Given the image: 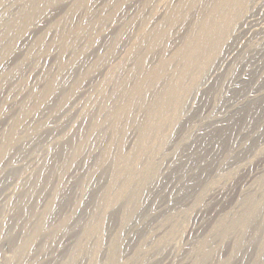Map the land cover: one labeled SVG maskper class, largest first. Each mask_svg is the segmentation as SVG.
Instances as JSON below:
<instances>
[{
    "label": "rangeland",
    "instance_id": "374dc122",
    "mask_svg": "<svg viewBox=\"0 0 264 264\" xmlns=\"http://www.w3.org/2000/svg\"><path fill=\"white\" fill-rule=\"evenodd\" d=\"M8 1L0 0V20H8L0 33L13 22L5 41L0 35L7 41L0 46V264H264V0ZM209 13L227 31L217 39V58L197 51ZM71 140L64 165L68 156L57 146ZM201 146L212 161L197 155L194 174L177 171ZM51 156L60 158V171L15 224L18 197L27 191L21 186ZM96 186L105 198L91 204ZM76 214L80 221L60 231Z\"/></svg>",
    "mask_w": 264,
    "mask_h": 264
},
{
    "label": "bare ground",
    "instance_id": "6f19581e",
    "mask_svg": "<svg viewBox=\"0 0 264 264\" xmlns=\"http://www.w3.org/2000/svg\"><path fill=\"white\" fill-rule=\"evenodd\" d=\"M9 1H10V0H9ZM9 1H8V2H9ZM11 1H12V0H11ZM11 1H10V2H11ZM16 1H17V0H16ZM23 1H26V0H22V2H23ZM27 1H28V0H27ZM41 1H42V0H40V2H41ZM44 1H45V0H44ZM44 1H43V2H44ZM47 1H48V0H47ZM184 1L186 2V0H184ZM184 1H183V2H184ZM187 1H188V0H187ZM215 1H216V0H215ZM220 1H221V0H220ZM224 1H225V0H223L222 3H224ZM45 2H46V1H45ZM159 2H160V1H159ZM217 2H219V1L217 0ZM30 3H31V2H30ZM74 3H75V2H74ZM149 3H150V2H149ZM163 3H164V2H163ZM190 3H191V2H190ZM0 4H1V3H0ZM185 4H186V3H185ZM185 4H184V5H185ZM188 4H189V3H188ZM213 4H214V3H213ZM218 4H219V3H218ZM220 4H221V3H220ZM16 5H17V4H16ZM38 5H39V4H38ZM51 5H52V4H51ZM55 5H56V4H55ZM146 5H147V4H146ZM21 6H22V5H21ZM28 6H29V5H28ZM107 6H108V5H107ZM148 6H149V5H148ZM152 6H153V5H152ZM161 6H163V5H161ZM180 6H181V5H180ZM1 7H2V6H1ZM35 7H36V6H35ZM58 7H59V6H58ZM23 8H24V7H23ZM168 8H169V7H168ZM19 9H20V8H19ZM24 9H25V8H24ZM70 9H71V8H70ZM170 9H171V7H170ZM211 9H212V8H211ZM28 10H29V9H28ZM30 10H32V8H31ZM37 10H38V8H37ZM104 10H105V9H104ZM150 10H151V9H150ZM153 10H154V9H153ZM176 10H177V9H176ZM179 10H180V9H179ZM111 11H112V10H111ZM155 11H156V10H155ZM209 11H210V9H209ZM209 11H208V12H209ZM11 12H12V11H11ZM109 12H110V11H109ZM141 12H142V11H141ZM173 12H174V11H173ZM177 12H178V11H177ZM7 13H8V12H7ZM106 13H107V12H106ZM210 13H211V12H210ZM210 13H209V14H210ZM213 13H214V10H213ZM171 14H172V13H171ZM179 14H180V13H179ZM209 14H208V15H209ZM166 15H167V14H166ZM212 15H213V16H211V14H210L211 17H209L208 19L205 20V21H206V24H207L208 27H209V29H208L209 31L207 30L208 33H206V34H208V35H207V38L205 37L206 39H205L204 37H201L202 39L200 38L202 41H203V38H204L205 41H203L201 45H198V44H197V45L199 46V49H197V51L202 52V54H203V52H204V54H205V53L207 54L208 52H210L209 54H207V56L210 55L211 52H214V53L212 54V56H208V57H215V58H217V55H218V54H217V53H218L217 51L219 50L218 47L221 45V44H220L221 42H220V43L217 42V39L219 38L220 33L223 31V28H225L226 26L224 25L225 27H223V25L220 24V22L217 21V20H216L217 22H215V21H214V14H212ZM85 16H86V15H85ZM111 16H112V15H111ZM173 16H174V15H173ZM215 16H217V14H215ZM24 17H25V16H24ZM52 17H53V16H52ZM171 17H172V16H171ZM182 17H183V16H182ZM43 18H44V17H43ZM91 18H92V17H91ZM136 18H137V17H136ZM205 18H206V17H205ZM7 19H8V18H7ZM14 19H16V18H14ZM18 19H19V18H18ZM166 19H167V18H166ZM172 19H173V18H172ZM216 19H217V18H216ZM27 20H28V19H27ZM163 20H164V19H163ZM219 20H220V19H219ZM221 20H222V19H221ZM221 20H220V21H221ZM5 21L8 22V20H5ZM5 21H4V19H3V22L0 20V22H2V23H4ZM10 21H12V20H10ZM10 21H9L10 24L8 23L9 25H7V24L4 25V26H8L9 29L11 28V25L13 24V22H12V24H11ZM202 21L205 22L204 19H203ZM202 21H201V22H202ZM222 21H223V23H224L225 19L222 20ZM222 21H221V23H222ZM226 21H227V20H226ZM6 22H5V23H6ZM14 22H15V20H14ZM61 22H62V21H61ZM121 22H122V21H121ZM147 22H148V21H147ZM172 22H173V21H172ZM227 22H228V21H227ZM19 23H20V22H19ZM94 23L96 24V22H94ZM0 24H1V23H0ZM29 24H30V23H29ZM41 24H42V23H41ZM160 24H161V23H160ZM200 24H202V23H200ZM203 24H204V26H205V23H203ZM228 24L231 25L230 23H228ZM228 24L226 23V25H228ZM142 25H143V24H142ZM229 25H228V26H229ZM2 26H3V25H2ZM2 26H1V27H2ZM98 26H99V25H98ZM202 26H203V25H201L200 27L202 28ZM204 26H203V27H204ZM228 26H227V27H228ZM259 26H260V25H259ZM8 27H7V28H8ZM83 27H84V26H83ZM94 27H95V26H94ZM255 27H256V26H255ZM3 28H4V27H3ZM84 28H85V27H84ZM101 28H102V27H100V30H101ZM197 28H198V30L200 29V28L198 27V25H197ZM228 28H229V27H228ZM228 28H226V29H228ZM5 29H6V28H5ZM9 29H8V30H9ZM11 29H12V28H11ZM25 29H26V28H25ZM123 29H124V28H123ZM154 29H155V28H154ZM203 29H206V28H203ZM203 29H202V30H203ZM260 29H261V28H260ZM8 30H6V32H7ZM88 30H89V29H88ZM100 30H99V31H100ZM253 30H255V29H253ZM9 31H10V30H9ZM15 31H16V30H15ZM43 31H44V30H43ZM107 31L109 32V30H107ZM148 31H149V30H148ZM225 31H226V30H225ZM257 31H258V28H257ZM1 32H2V31H1ZM4 32H5V31H3L2 33L5 34L6 32H5V33H4ZM200 32H201V30H200ZM203 32H205V30H204ZM203 32H202V35H204ZM2 33H0V35H1ZM96 33H97V31H96ZM151 33H152V32H151ZM154 33H155V32H154ZM156 33H157V32H156ZM222 33H223V35H224V37H225V35L227 34V31H226V33H224V31H223ZM222 33H221V36H222ZM3 34H2V36H3ZM8 34H9V33H8ZM55 34H56V33H55ZM83 34H84V33H83ZM88 34H89V36H90V33H88ZM92 34H93V33H92ZM92 34H91V35H92ZM138 35H139V34H138ZM141 35H142V34H141ZM145 35H146V34H145ZM149 35H150V34H149ZM157 35H158V34H157ZM77 36H78V35H77ZM104 36H105V35H104ZM147 36H148V35H147ZM153 36H154V35H153ZM155 36H156V35H155ZM221 36H220V37H221ZM6 37H7V36H6ZM90 37H92V36H90ZM100 37H101V36H100ZM111 37H113V36H111ZM143 37H144V36H143ZM150 37H151V36H150ZM150 37H149V38H150ZM156 37H157V36H156ZM0 38H1V37H0ZM3 38H4V36H3ZM65 38H66V36H65ZM86 38H87V37H86ZM95 38H96V37H95ZM192 38H193V37H192ZM139 39H140V38H139ZM145 39L147 40V38H145ZM151 39H153V38H151ZM154 39H155V38H154ZM195 39H196L195 41H198L197 38H195ZM221 39H223V38H221ZM221 39H220L219 41H221ZM3 40L5 41V38H4ZM94 40H95V39H94ZM142 40H143V39H142ZM155 40H156V39H155ZM186 40H187V39H186ZM190 40H192V39H190ZM4 41H3V42H4ZM42 41H43V40H42ZM143 41H144V40H143ZM0 42H1V41H0ZM6 42H7V41H6ZM6 42H5V43H6ZM8 42H9V41H8ZM58 42H59V41H58ZM63 42H64V41H63ZM92 42H94V41H92ZM147 42H149V44H151V43H150L151 41H147ZM198 42H199V41H198ZM1 43H2V42H1ZM1 43H0V44H1ZM5 43H4V44H5ZM105 43H106V42H105ZM140 43H141V42H140ZM143 43H144V42H143ZM154 43H155V42H154ZM154 43H152L151 46L154 45ZM217 43L220 44V45L218 46ZM224 43H225V41H224ZM4 44H1L0 46H2V45H4ZM7 44H8V43H7ZM174 44H175V43H174ZM186 44H187V42H186ZM186 44H185V45H186ZM188 44H189V39H188ZM190 44H191V46H193L192 41L190 42ZM190 44H189V45H190ZM194 44H196V43H194ZM199 44H200V43H199ZM5 45H6V44H5ZM109 45H110V44H109ZM146 45H147V44H146ZM149 46H150V45H149ZM66 47H67V46H66ZM152 47H153V46H152ZM155 47H156V46H155ZM188 47H189V46H188ZM188 47H187V48H188ZM193 47L195 48V46H193ZM196 47H197V46H196ZM181 48H182V47H181ZM183 48L186 49L185 47H183ZM190 48H192V47H190ZM87 49H88V48H87ZM87 49H86V50H87ZM122 50H123V49H122ZM146 50H147V49H146ZM181 50H182V49H181ZM189 50H190V49H189ZM193 50H196V48L193 49ZM186 51H187V50H186ZM2 52H3V51H2ZM113 52H114V51H113ZM181 52L184 53L185 51L183 50V51H181ZM188 52L190 53L191 51H188ZM193 52H194V51H193ZM193 52H192V53H193ZM199 52H198V53H199ZM216 52H217V53H216ZM32 53H33V52H32ZM192 53H191V54H192ZM198 53H197V55H198ZM215 53H216V54H215ZM105 54H106V53H105ZM174 54H175V53H174ZM177 54H178V52H177ZM181 54H182V53H181ZM185 54H186V53H185ZM200 54H201V53H200ZM202 54H201V56H202ZM206 54H205V55H206ZM214 54H215V55H214ZM67 55H68V54H67ZM103 55H104V54H103ZM132 55H133V54H132ZM136 55H137V54H136ZM178 55H179V54H178ZM178 55H176V56L178 57ZM183 55H184V54H183ZM188 55L190 56V54H188ZM193 55H194V53H193ZM16 56H17V55H16ZM138 56H140V55H138ZM189 56H188V57H189ZM198 56H199V55H198ZM201 56H199V57H201ZM127 57H128V56H127ZM181 57H183V56H181ZM188 57H187V58H188ZM190 57H191V56H190ZM193 57H195V56H193ZM196 57H197V56H196ZM196 57H195V58H196ZM202 57H203V56H202ZM204 57H205V56H204ZM208 57H207V58H208ZM135 58H136V57H135ZM171 58H172V56H171ZM215 58H214V59H215ZM11 59H12V58H11ZM87 59H88V58H87ZM193 59H194V58H193ZM197 59H199V58H197ZM200 59H201V58H200ZM202 59H203V58H202ZM209 59H210V58H209ZM211 59H212V58H211ZM12 60H13V59H12ZM14 60H15V58H14ZM52 60H53V59H52ZM105 60H106V59H105ZM163 60H165V59H163ZM169 60H170V58H169ZM179 60H180V59H179ZM189 60H190V59H189ZM191 60H192V58H191ZM207 60H208V59H207ZM136 61H137V60H136ZM182 61H183V60H182ZM187 61H188V60H187ZM193 61H194V60H193ZM198 61H199V60H198ZM202 61H203V60H202ZM209 61H210V60H209ZM212 61H213V59H212ZM9 62H10V61H9ZM110 62H111V61H110ZM138 62H139V61H138ZM160 62H161V61H160ZM169 62H170V61H169ZM184 62H185V61H184ZM75 63H76V62H75ZM99 63H100V62H99ZM162 63H163V62H162ZM165 63H166V62H165ZM167 63H168V62H167ZM185 63H187V62H185ZM189 63H190V62H189ZM199 63H200V62H199ZM205 63H206V62H205ZM205 63H204V64H205ZM211 63H212V62H211ZM123 64H124V63H123ZM138 64H139V63H138ZM159 64H160V63H159ZM195 64H196V63H195ZM10 65H11V64H10ZM12 65H13V64H12ZM139 65H140V64H139ZM163 65H164V63H163ZM206 65H207V64H206ZM206 65H205V66H206ZM158 66H159V65H158ZM158 66H157V68L159 69L160 66H159V67H158ZM182 66H183V65H182ZM205 66H203V67H205ZM63 67H64V66H63ZM69 67H71V66H69ZM73 67H74V66H73ZM109 67H110V66H109ZM137 67H138V66H137ZM137 67H136V68H137ZM161 67H163V66L161 65ZM207 67H208V66H207ZM152 68H153V67H152ZM152 68H150V70H149V69H148V70L151 71ZM131 69H132V68H131ZM133 69H134V68H133ZM163 69H164V68H162V70H163ZM202 69H203V68H202ZM206 69H207V68H206ZM74 70H75V69H74ZM135 70H136V69H135ZM137 70H138V69H137ZM137 70H136V71H137ZM160 70H161V69H160ZM160 70H159V71H160ZM165 70H166V69H165ZM65 71H66V70H65ZM125 71H126V70H125ZM152 71H153V70H152ZM155 71H156V70H155ZM157 71H158V70H157ZM159 71H158V72H159ZM163 71H164V70H163ZM202 71H205V70H202ZM42 72H43V71H42ZM67 72H69L68 69H67ZM77 72H78V71H77ZM134 72H135V71H134ZM134 72H133V73H134ZM166 72H167V71H166ZM49 73H50V72H49ZM64 73H66V72H64ZM148 73H149V72H148ZM159 73H160V72H159ZM159 73H157V72L155 73V72H154L153 74H157V75H158ZM134 74H135V73H134ZM134 74H133V75H134ZM139 74H140V73H139ZM161 74H162V71H161ZM163 74H164V73H163ZM165 74H166V73H165ZM261 74H262V73H261ZM4 75H5V74H4ZM68 75H69V74H68ZM86 75H87V74H86ZM110 75H111V74H110ZM118 75H119V74H118ZM136 75H137V74H136ZM140 75H141V74H140ZM159 75H160V74H159ZM159 75H158V76H159ZM253 75H254V74H253ZM253 75H252V76H253ZM6 76H7V75H6ZM71 76H72V75H71ZM261 76H262V75H261ZM72 77H73V76H72ZM72 77H71V78H72ZM139 77H140V76H139ZM139 77H138V79H139ZM247 77H248V76H247ZM35 78H36V77H35ZM136 78H137V77H136ZM140 78H141V77H140ZM150 78H151V77H150ZM163 78H164V77H163ZM199 78H200V77H199ZM199 78H198V79H199ZM258 78H259V77H258ZM7 79H8V78H7ZM58 79H59V78H58ZM64 79H65V78H64ZM75 79H76V78H75ZM129 79H130V78H129ZM134 79H135V78H134ZM157 79H158V78H157ZM62 80H63V79H62ZM162 80H163V79H162ZM253 80H254V78H253ZM2 81H3V80H2ZM69 81H70V80H69ZM128 81H129V80H128ZM131 81H132V80H131ZM137 81H138V80H137ZM153 81H154V80H153ZM196 81H197V80H196ZM250 81H251V80H250ZM0 82H1V81H0ZM51 82H52V81H51ZM121 82H122V81H121ZM140 82L142 83V81H140ZM149 82H150V81H149ZM75 83H76V82H75ZM141 83H140V84H141ZM150 83H152V82H150ZM14 84H15V83H14ZM16 84H17V83H16ZM51 84H52V83H51ZM70 84H72V83H70ZM119 84H120V83H118V85H119ZM124 84H125V83H124ZM137 84H138V82H137ZM140 84H139V85H140ZM142 84L144 85L145 83L143 82ZM142 84H141V85H142ZM153 84H154V83H153ZM164 84H165V83H164ZM5 85H6V84H5ZM73 85H74V84H73ZM143 85H142V86H143ZM2 86H3V85H2ZM2 86H1V87H2ZM48 86H49V85H48ZM57 86H58V85H57ZM124 86H125V85H124ZM124 86L122 87V91H123ZM142 86H141V88H142ZM144 86H145V85H144ZM144 86H143V87H144ZM164 86H166V85H164ZM168 86H169V85H167L166 87H168ZM5 87H6V86H5ZM5 87H4V88H5ZM51 87H52V86H51ZM58 87H59V86H58ZM61 87H62V86H61ZM128 87H129V86H128ZM136 87H138V86L136 85ZM151 87H152V86H151ZM162 87H163V86H162ZM170 87H171V86H170ZM45 88H47V87H45ZM106 88H107V87H106ZM141 88H140V89H141ZM22 89H23V88H22ZM101 89H102V88H101ZM129 89H130V88H129ZM132 89H133V88H132ZM138 89H139V87H138ZM138 89H137V90H138ZM165 89H166V88H165ZM168 89H169V88H168ZM172 89H173V87H172ZM172 89H171V90H172ZM26 90H27V89H26ZM49 90H50V89H49ZM52 90H53V89H51V91H52ZM120 90H121V89H120ZM124 90H125V89H124ZM54 91H55V89H54ZM140 91H141V90H140ZM169 91H170V90H169ZM23 92H25V91H22V93H23ZM38 92H39V91H38ZM48 92H49V91H48ZM52 92H53V91H52ZM58 92H59V91H58ZM123 92H124V91H123ZM133 92H134V91H133ZM141 92L143 93V91H141ZM1 93H2V92H1ZM46 93H47V92H46ZM46 93H45V94H46ZM53 93H54V92H53ZM127 93H129V92H127ZM14 94H15V93H14ZM48 94H49V93H48ZM54 94H55V93H54ZM131 94H132V92H131ZM139 94H140V93H139ZM167 94H169V93H167ZM167 94H166V96H167ZM43 95H44V94H43ZM55 95H56V94H55ZM63 95H64V94H63ZM63 95H62V96H63ZM105 95H106V94H105ZM116 95H117V94H116ZM133 95H134V94H133ZM142 95H143V94H140V97H141ZM170 95L172 96V94H170ZM19 96H20V95H19ZM44 96H45V95H44ZM52 96H53V95H52ZM129 96H130V95H129ZM137 96H138V94L136 95V97H137ZM166 96H165V98H166ZM168 96H169V95H168ZM256 96H257V95H256ZM256 96H255V97H256ZM42 97H43V96H42ZM64 97H65V96H64ZM66 97H67V96H66ZM107 97H108V96H107ZM119 97H120V96H119ZM121 97H122V96H121ZM138 97H139V96H138ZM140 97H139V98H140ZM32 98H33V97H32ZM40 98H41V97H40ZM111 98H112V97H111ZM130 98H131V97H130ZM133 98H134V97H133ZM171 98H172V97H171ZM256 98H257V97H256ZM256 98H255V99H256ZM13 99H14V98H13ZM38 99H39V98H38ZM42 99H43V98H42ZM42 99H41V100H42ZM46 99H47V98H46ZM50 99H52V98H50ZM66 99H67V98H66ZM122 99H123V98H122ZM253 99H254V98H253ZM253 99H252V102H253V101H256L255 99H254V100H253ZM62 100H63V99H62ZM168 100H169V99H168ZM185 100H186V99H185ZM243 100H244V99H243ZM43 101H45V100H43ZM127 101H128V100H127ZM166 101H167V98H166ZM177 101H178V100H177ZM11 102H12V101H11ZM11 102H10V103H11ZM65 102H66V101H65ZM128 102H129V101H128ZM168 102H169V101H167V103H168ZM174 102H175V101H173V103H174ZM66 103H67V102H66ZM126 103H127V102H126ZM176 103H177V102H176ZM184 103H185V102H184ZM18 104H20V103H18ZM58 104H59V103H58ZM249 104H251V102H250ZM252 104H253V103H252ZM61 105H62V103H61ZM170 105H171V103H170ZM170 105H169V106H170ZM173 105H174V104H173ZM11 106H12V105H11ZM103 106H104V105H103ZM107 106H108V105H107ZM247 106H249V105H247ZM14 107H15V106H14ZM253 107H254V106H253ZM33 108H34V107H33ZM110 108H111V107H110ZM131 108H132V107H131ZM244 108H245V107H244ZM251 108H252V105H251ZM104 109H105V108H104ZM116 109H117V108H116ZM129 109H130V108H129ZM245 109H246V108H245ZM54 110H55V109H54ZM99 110H100V109H99ZM112 110H114V109H112ZM101 111H102V110H101ZM129 111H130V110H129ZM131 111H132V110H131ZM236 111H237V110H236ZM7 112H8V111H7ZM19 112H20V111H19ZM47 112H48V111H47ZM78 112H79V111H78ZM98 112H99V111H98ZM104 112H105V111H104ZM104 112H103V113H104ZM110 112H112V111H110ZM122 112H123V111H122ZM126 112H127V111H126ZM126 112H125V113H126ZM23 113H24V112H23ZM90 114H91V113H90ZM113 114H114V112H113ZM117 114H119V113L117 112L116 115H117ZM52 115H53V114H52ZM67 115H68V114H67ZM81 115H82V114H81ZM108 115H109V114H108ZM110 115H111V114H110ZM116 115H115V116H116ZM127 115H128V114H127ZM78 116H80V115H78ZM106 116H107V115H106ZM178 116H179V115H178ZM21 117H22V116H21ZM28 117H29V116H28ZM101 117H104V116H101ZM107 117H110V116H107ZM111 117H112V116H111ZM116 117H117V116H116ZM134 117H135V116H134ZM177 118H178V117H177ZM228 118H229V117H228ZM113 119H115V118L113 117ZM113 119H112V120H113ZM81 120H82V119H81ZM106 120H108L107 122H109V118L106 119ZM106 120H105V122H106ZM110 120H111V119H110ZM66 121H67V120H66ZM70 121H71V120H70ZM113 121H114V126H116V125H115V124H116L115 121H117V120H113ZM226 121H227V120H226ZM23 122H24V121H23ZM84 122H85V121H84ZM87 122H88V121H87ZM103 122H104V121H103ZM174 122H175V121H174ZM223 122H224V121H223ZM42 123H44V122H42ZM61 123H62V122H61ZM112 123H113V122H112ZM226 123H227V122H226ZM33 124H34V123H33ZM39 124H40V123H39ZM84 124H85V123H84ZM87 124H88V123H87ZM214 124H215V123H214ZM41 125H42V124H41ZM44 125H45V124H44ZM44 125H43V126H44ZM88 125H89V124H88ZM90 125H91V124H90ZM90 125H89V127H90ZM107 125H108V124H107ZM109 125H110V124H109ZM212 125H213V124H212ZM217 125H218V124H217ZM220 125H221V124H220ZM0 126H1V125H0ZM85 126H86V125H85ZM97 126H98V125H97ZM41 127H42V126H39V128H41ZM46 127H48V126H46ZM55 127H56V126H55ZM83 127H84V126L82 125V128H83ZM87 127H88V126H87ZM91 127H92V126H91ZM91 127H90V129H91ZM112 127H113V126H112ZM50 128H51V127H50ZM80 128H81V127H80ZM95 128H96V126H95ZM103 128H104V127H103ZM210 128H211V127H210ZM216 129H217V128H216ZM220 129H221V128H220ZM220 129H219V130L217 129L218 132H220ZM223 129H225V128H222V130H223ZM228 129H229V128H228ZM228 129H226V130H228ZM81 130H82V129H81ZM92 130H93V129H92ZM217 130H216V132H217ZM47 131H48V130H47ZM75 131H76V130H75ZM214 131H215V129H214ZM223 131L225 132V130H223ZM48 132H49V131H48ZM88 132H89V128H88ZM166 132H167V131H166ZM224 132H220V134H221V133H224ZM86 133H87V132H86ZM212 133H213V131H212ZM212 133H211V134H212ZM12 134H13V133H12ZM15 134H16V133H15ZM17 135H18V134H17ZM95 135H96V134H95ZM212 135H213V134H212ZM212 135H211V136H212ZM221 135H222V134H221ZM221 135H220V136H221ZM15 136H16V135H15ZM18 136H19V135H18ZM162 136H163V135H162ZM211 136H210V138H212ZM215 136H216V134H215ZM12 137H13V136H12ZM29 137H30V136H29ZM3 138H4V137H3ZM81 138H82V137H81ZM85 138H86V137H85ZM165 138H166V137H165ZM207 138H208V137H207ZM207 138H206V139H207ZM210 138H209V139H210ZM220 138H221V137H220ZM52 139H53V138H52ZM74 139H75V138H74ZM28 140H29V139H28ZM86 140H87V139H86ZM164 140H165V139H164ZM180 140H181V139H180ZM204 140H205V139H204ZM211 140H212V139H211ZM214 140L217 141V139H214ZM0 141H1V140H0ZM59 141H60V140H59ZM72 141H73V140H71L70 142H65V143H63V144L60 143L59 146H57V150L60 149V151L62 150L63 152H66V154H65L66 157H67L69 154L71 155V153H72V152L74 151V149H75V148H74L75 145H74V147H73L74 149L71 148V147L73 146ZM79 141H80V140H79ZM91 141H92V140H91ZM183 141H184V140H183ZM197 141H198V140H197ZM208 141H209V140H208ZM219 141H220V140H219ZM9 142H10V141H9ZM14 142H15L14 144H13L12 142H11V144H10V145H13V148L17 146V143L19 142V140H16V141H14ZM26 142H27V141H26ZM31 142H32V141H31ZM33 142H34V140H33ZM74 142H75V141H74ZM76 142H77V141H76ZM76 142H75V143H76ZM192 142H193V141H192ZM209 142H210L209 144H212L211 141H209ZM217 142H218V141H217ZM75 143H74V144H75ZM184 143H185V142H184ZM207 143H208V142H207ZM214 143H216V142H214ZM27 144H28V143H27ZM30 144H31V143H30ZM198 144H199V143H198ZM201 144H202V143H201ZM201 144H199V145H201ZM204 144H205V143H204ZM4 145H5V144H4ZM15 145H16V146H15ZM76 145H77V144H76ZM78 145H79V144H78ZM81 145H82V144H81ZM85 145H86V144H85ZM185 145H186V144H185ZM202 145H203V144H202ZM213 145H214V144H213ZM21 146H22V145H21ZM43 146H44V145H43ZM192 146H193V145H192ZM216 146H217V143H216ZM216 146H214V148H215V150L217 151ZM9 147H12V146H9ZM79 147H80V146H79ZM203 147H205V146H203ZM203 147L201 146V148H197V149H196V148H195V149H194V148L192 149L191 147H190V148H191V149H190V148L188 147V148L190 149V151H189V153H188V156H186L188 160H185V159H184L185 161H184L183 163H181V164L179 163L180 165H178V167L176 168V170H177V171L180 170V172H182L181 174H185V172H187V171L190 173L189 170L193 167V163H195V162H193V159H196V158H197V160H198V157H196L197 155L203 156V157H202V160L200 159L201 161H203V158H204V160H205L206 158H208V157H207L208 154L205 152V149L208 150L209 148H208L207 145H206L205 149H204ZM40 148H41V147H40ZM45 148H47V147H45ZM212 148H213V146H212ZM1 149H2V148H1ZM3 149H4V147H3ZM5 149H6V148H5ZM202 149H203V150H202ZM211 150L213 151V149H211ZM3 151H4V150H3ZM209 151H210V150H209ZM13 152H14V151H13ZM50 152H51V151H50ZM76 152H77V151H76ZM241 152H242V151H241ZM204 153H206L207 156L204 155ZM215 153H216V152H215ZM67 154H68V155H67ZM79 154H80V153H79ZM210 154H213V153H210ZM210 154H209V155H210ZM4 155H5V154H4ZM4 155H3V156H4ZM53 155H54V154H53ZM72 155H73V154H72ZM123 156H124V155H123ZM125 156H126V155H125ZM128 156H129V155H128ZM132 156H133V155H132ZM221 156H222V155H221ZM15 157H16V156H15ZM69 157H71V156H68L67 158L63 157L64 159L61 160V161L63 162L64 165H65V164H68V163L70 162V158H69ZM72 157H73V156H72ZM106 157H107V156H106ZM126 157H127V156H126ZM182 157H183V156H182ZM194 157H195V158H194ZM210 157H211V156H210ZM212 157H213V156H212ZM216 157H217V156H216ZM113 158H114V157H113ZM113 158H112V159H113ZM219 158H220V157H219ZM225 158H226V157H225ZM31 159H32V158H31ZM41 159H42V158H41ZM127 159H128V158H127ZM127 159H126V160H127ZM131 159H132V158H131ZM131 159H129V160H131ZM209 159H212V158H208V162H209V161L211 162L212 160H209ZM221 159H222V158H221ZM59 160H60V158H59V157L55 158V156H51V157L47 158V160L45 161V163H43V164L40 166L38 172H36L37 174H36L34 177H32L31 179L29 178L30 180L28 179V181H26V179H25L26 182L24 181L23 185L21 184V185H22L21 188H23V190H25V188H26L27 191L25 190L26 193H25V194L23 193L24 195L21 194L22 196L19 195L20 198L18 197V200H19V201L17 200V201H18V202H17L18 205L16 206V207H17V209H16V214H17V215L15 214V216H14V222H15V224H16V223H20L21 219L24 218V215H26V212L28 213V209L30 208L31 202H32L33 200H34V201L36 200V202L38 203V200L40 199V195L43 194V192L45 191V188L47 187V185H49V184H47L48 181H49V179L52 180L51 177H52L53 175L55 176L56 173H57V171L59 170V168L62 167V166H61V167L59 166V168L57 169V166L61 163V161H59ZM104 160H106V158H105ZM182 160H183V159H182ZM197 160H196V162H197ZM206 160H207V159H206ZM206 160L204 161V163L206 162ZM106 161H107V160H106ZM131 161H132V160H131ZM201 161H200V162H201ZM37 162H39V161H37ZM111 162H112V161H111ZM113 162H114V161H113ZM115 162H116V161H115ZM115 162H114V163H115ZM181 162H182V161H181ZM208 162H207V163H208ZM96 163H97V162H96ZM114 163H113V165H115ZM212 163H213V162H212ZM220 163H221V162H220ZM239 163H240V162H239ZM103 164H104V161H103ZM124 164H125V163H124ZM153 164H155V163H153ZM197 164H199V163H197ZM215 164H216V163H215ZM226 164H227V163H226ZM6 165H7V164H6ZM36 165H37V164H36ZM39 165H40V164H39ZM97 165H98V164H97ZM128 165H129V164H128ZM147 165H148V164H147ZM147 165H146V166H147ZM194 165H195V164H194ZM199 165H201V164H199ZM37 166H38V165H37ZM102 166H103V165H102ZM115 166H116V165H115ZM146 166H145V167H146ZM150 166H151V165H150ZM175 166H176V165H175ZM205 166H206V164H205ZM208 166L210 167V165H208ZM208 166H206V167L208 168ZM212 166H214V165H212ZM99 167H100V166H99ZM99 167H98V168H99ZM111 167H112V166H111ZM113 167H114V166H113ZM127 167H128V166H127ZM152 167H153V166H152ZM156 167H157V165H156ZM13 168H14V167H13ZM34 168H35V167H34ZM94 168H95V167H94ZM101 168H102V167H101ZM122 168H123V167H122ZM172 168H173V167H172ZM195 168L197 169V166L194 167L193 169H195ZM111 169H113V168H111ZM130 169H131V168H129V170H130ZM145 169H146V168H145ZM151 169H152V168H151ZM174 169H175V168H174ZM196 169H195V170H196ZM205 169H206V168H205ZM36 170H37V169H36ZM102 170H103V169H102ZM107 170H108V169H107ZM124 170L126 171L127 169H124ZM148 170H149V169H148ZM154 170H155V169H154ZM191 170H192V169H191ZM195 170H193V172H191V173L194 174V171H195ZM202 170H203V169H202ZM202 170H201V171H202ZM11 171H12V170H11ZM11 171H9V172H11ZM33 171H34V170H33ZM59 171H60V170H59ZM120 171H121V170H120ZM133 171H134V170H133ZM140 171H141V170H140ZM174 171H175V170H174ZM174 171H173V172H174ZM199 171H200V170H199ZM203 171H205V170H203ZM206 171H207V170H206ZM206 171H205V172H206ZM0 172H1V171H0ZM4 172H8V171H6L5 168H4ZM34 172H35V171H34ZM106 172H107V171H106ZM118 172H119V171H118ZM121 172H122V171H121ZM136 172H137V171H136ZM142 172H143V170H142ZM149 172H150V171H149ZM153 172H154V171H153ZM180 172H179V174H180ZM188 172H187V173H188ZM59 173H60V172H59ZM86 173H87V172H86ZM93 173H94V172H93ZM95 173H98V171H96ZM99 173H100V172H99ZM116 173H117V172H116ZM130 173H131V171H130ZM130 173H129V174H130ZM132 173H133V172H132ZM139 173H140V172H139ZM150 173H151V172H150ZM157 173H158V172H157ZM174 173H175V172H174ZM177 173H178V172H177ZM187 173H186L185 175H187ZM191 173H190V174H191ZM198 173H200V172H198ZM198 173H197V174L195 173V174L198 175ZM214 173H216V172H214ZM102 174H103V173H102ZM113 174H114V173H113ZM121 174H122V173H121ZM127 174H128V173H126V175H127ZM190 174H189V175H190ZM200 174H204V172H203V173H200ZM0 175H1V173H0ZM2 175H3V172H2ZM88 175L90 176V174H88ZM94 175H95V174H94ZM115 175H116V174H115ZM126 175H125V176H126ZM130 175H131V174H130ZM177 175H178V174H176V176H177ZM191 175H192V174H191ZM196 175H194V176H196ZM29 176H30V175H29ZM95 176H96V175H95ZM101 176H102L101 179L103 180V179H104V178H103V175H97V177H99V178H100ZM109 176H110V175H109ZM116 176H118V174H117ZM125 176H123V177H125ZM135 176H136V175H135ZM141 176H142V175H141ZM149 176H150V175H149ZM174 176H175V175H174ZM187 176H188V175H187ZM187 176H186V177H187ZM204 176H205V175H204ZM7 177H8V176H7ZM19 177H20V176H19ZM30 177H31V176H30ZM91 177H92V176H91ZM107 177H108V176H107ZM121 177H122V176H121ZM131 177H132V176H131ZM142 177H143V176H142ZM167 177H168V176H167ZM179 177H181V176H179ZM182 177H183V176H182ZM184 177H185V176H184ZM184 177H183V178H184ZM190 177H191V176H190ZM199 177H200V176H199ZM201 177H202V176H201ZM8 178H9V177H8ZM75 178H76V177H75ZM109 178H110V177H109ZM112 178H113V177H112ZM139 178H140V177H139ZM194 178H197V177H194ZM262 178H263V177H262ZM262 178H261V179H262ZM17 179H18V178H17ZM88 179H89V178H88ZM91 179H92V178H91ZM93 179H94V176H93ZM93 179H92V182L94 181ZM97 179H98V178H97ZM126 179H127V178H126ZM179 179H180V178H179ZM185 179H186V178H185ZM191 179H192V178H191ZM202 179H203V178H202ZM102 180H101V182H102ZM107 180H108V179H107ZM111 180H112V179H111ZM111 180H110V181H111ZM116 180H117V179H116ZM119 180H120V179H119ZM121 180H122V179H121ZM129 180H131V179H129ZM147 180H149V179H147ZM174 180H176V179H174ZM187 180H188V178H187ZM203 180H204V179H203ZM0 181H1V178H0ZM2 181H4V179H3ZM95 181H97V180H95ZM95 181H94V182H95ZM182 181L184 182V180H182ZM182 181H181V182H182ZM198 181H199V180H198ZM21 182H23V181H21ZM99 182H100V181H99ZM101 182H100V183H101ZM126 182H127V180H126ZM135 182H136V181H135ZM140 182H141V181H140ZM140 182H139V183H140ZM183 182H182V183H183ZM188 182H189V181H188ZM193 182H194V180H192V183H193ZM246 182H247V181H246ZM0 183H1V182H0ZM29 183H30V184H29ZM49 183H50V182H49ZM130 183H131V181H130ZM137 183H138V182H137ZM189 183H190V182H189ZM192 183H191V184H192ZM1 184H2V183H1ZM28 184H29V186L26 187ZM84 184H85V183H84ZM89 184H90V183H89ZM93 184L96 185V184H98V183H96V184L93 183ZM101 184H102V183H101ZM101 184H99V185H101ZM103 184H104V183H103ZM111 184H112V183H111ZM185 184H187V185H185L186 187L189 185L188 183H185ZM94 185H93V186H94ZM124 185H125V182H124ZM128 185H129V184H128ZM146 185H147V184H146ZM169 185H170V184H169ZM177 185H178V184H177ZM192 185H193V184H192ZM208 185H209V184H208ZM247 185H248V184H247ZM97 186H98V185H97ZM97 186H96V188H95V187L92 188L93 190H94V189H95V190H94L93 193L91 192V194H90L91 197L87 195L88 198L90 197L89 199H90V201H91V204H92V201H94V200L97 201L98 198H99L100 196H103V194H104L102 190H104L105 188L103 187L104 189H102V187L99 186V188L101 187V189H102V190L100 189L101 191L99 190L100 192H102V195H96V193L98 192V191H96V190L99 189V188H97ZM110 186H111V185H110ZM116 186H117V185H116ZM122 186H123V185H122ZM140 186H141V185H140ZM181 186H182V185H181ZM189 186H190V185H189ZM189 186H188V187H189ZM195 186H196V185H195ZM258 186H259V185H258ZM85 187L87 188V186H85ZM91 187H92V185H91ZM120 187H121V186H120ZM124 187H125V186H124ZM135 187H136V186H135ZM166 187H167V186H166ZM177 187H178V186H177ZM182 187H183V186H182ZM182 187H181V188H182ZM251 187H252V186H251ZM86 188H85V189H86ZM129 188H130V187H129ZM132 188H133V186H132ZM138 188H139V186H138ZM141 188H142V186H141ZM144 188H145V187H144ZM175 188H176V187H175ZM189 188H190V187H189ZM89 189H90V188H89ZM123 189H124V188H123ZM130 189H131V188H130ZM136 189H137V188H136ZM205 189H206V188H205ZM254 189H255V188H254ZM112 190H113V189H112ZM121 190H122V189H121ZM124 190H125V189H124ZM142 190H143V189H142ZM85 191H86V190H85ZM91 191H92V190H91ZM136 191H137V190H136ZM136 191H135V192H136ZM139 191H140V190H139ZM159 191H160V190H159ZM54 192H55V189H54ZM86 192H87V191H86ZM114 192H115V191H114ZM133 192H134V190H133ZM251 192H252V191H251ZM8 193H9V192H8ZM13 193H14V192H13ZM59 193H60V192H59ZM68 193H69V192H68ZM87 193H88V192H87ZM138 193H139V192H138ZM138 193H135V194L138 195ZM172 193H173V192H172ZM249 193H250V191H249ZM69 194H70V193H69ZM98 194H100V193H98ZM121 194H122V193H121ZM128 194H129V193H128ZM131 194H132V193H131ZM139 194H140V193H139ZM141 194H142V193H141ZM141 194H140V195H141ZM170 194H171V193H170ZM250 194H251V193H250ZM7 195H8V194H7ZM13 195H14V194H13ZM58 195H59V194H58ZM247 195H248V194H247ZM65 196H66V195H65ZM138 196H139V195H138ZM250 196H251V195H250ZM253 196H254V195H253ZM253 196H252V197H253ZM4 197H5V196H4ZM7 197H8V196H7ZM62 197H63V196H62ZM85 197H86V196H85ZM103 197H104V196H103ZM103 197H102V198H103ZM111 197H112V196H111ZM132 197H133V196H132ZM148 197H149V196H148ZM158 197H159V196H158ZM199 197H200V196H199ZM255 197H256V196H255ZM257 197H258V196H257ZM49 198H50V197H49ZM64 198H65V197H64ZM104 198H105V197H104ZM124 198H125V197H124ZM139 198H140V197H139ZM139 198H138V199H139ZM153 198H154V197H153ZM250 198H251V197H250ZM85 199H86V198H85ZM99 199H100V198H99ZM127 199H128V197H127ZM194 199H195V198H194ZM248 199H249V198H248ZM256 199H257V198H256ZM258 199H259V198H258ZM64 200H65V199H64ZM129 200L132 201V199H129ZM139 200H140V199H139ZM139 200H138V201H139ZM198 200H199V199H198ZM218 200H219V199H218ZM243 200H245V199H243ZM249 200H250V199H249ZM39 201H40V200H39ZM86 201H88V200H86ZM90 201H89V203H90ZM96 201H95L94 203H96ZM245 201H246V200H245ZM260 201H261V200H260ZM104 202H105V201H104ZM152 202H153V200H152ZM255 202H256V201H255ZM257 202H258V201H257ZM33 203H34V202H32V204H33ZM54 203H55V202H54ZM61 203H62V202H61ZM84 203H85V202H84ZM86 203H87L86 206L88 207V204H89V203H88V202H86ZM97 203H98V202H97ZM101 203L104 204L102 200H101ZM101 203L99 204V207H100ZM261 203H262V202H261ZM263 203H264V202H263ZM47 204H48V203H47ZM80 204H81V202H80ZM112 204H113V203H112ZM245 204H246V203H245ZM41 205H42V204H41ZM62 205H63V204H62ZM62 205H60V206H62ZM78 205H79V203H78ZM84 205H85V204H84ZM115 205H116V204H115ZM138 205H139V204H138ZM194 205H195V204H194ZM258 205H259V204H258ZM33 206H34V205H33ZM58 206H59V205H58ZM94 206H95V205H94ZM102 206H103V205H102ZM102 206H101V208H102ZM236 206H237V205H236ZM241 206H243V205H241ZM74 207H75V206H74ZM81 207H82V206H81ZM95 207H96V206H95ZM252 207H253V205H252ZM88 208H89V207H88ZM90 208H91V207H90ZM90 208H89V209H90ZM97 208H98V207H97ZM141 208H142V207H141ZM146 208H147V207H146ZM245 208H246V207H245ZM248 208H249V207H248ZM254 208H255V206H254ZM260 208H261V207H260ZM59 209H60V208H59ZM61 209H62V208H61ZM75 209H76V208H75ZM84 209H85V207H84ZM89 209H88V211H89ZM104 209H105V207H104ZM249 209H250V208H249ZM95 210H97V209L95 208ZM130 210H131V209H130ZM230 210H231V209H230ZM243 210H244V209H243ZM247 210H248V209H247ZM247 210H246L245 212L249 213L250 211H247ZM252 210H253V209H251V211H252ZM21 211L23 212V214H20ZM66 211H67V210H66ZM73 211L76 212L75 210H73ZM85 211H87V209H86ZM92 211H93V210H92ZM177 211H178V210H177ZM191 211H192V210H191ZM236 211H237V209H236ZM59 212H60V210H59ZM74 212H73V213H74ZM96 212H97V213L100 212L99 209H98V211H96ZM103 212H104V211H103ZM237 212H239V211H237ZM237 212H236V213H237ZM245 212H244V214H247V213H245ZM257 212H258V211H257ZM18 213H19V215H18ZM50 213H51V212H50ZM134 213H135V212H134ZM182 213H183V212H182ZM250 213H251V212H250ZM250 213H249V214H250ZM71 214H72V213H71ZM74 214H75V213H74ZM92 214H93V213H92ZM95 214H96V213H95ZM125 214H126V213H125ZM125 214H124V215H125ZM128 214H129V213H128ZM148 214H149V213H148ZM253 214H254V213H253ZM72 215H73V214H72ZM99 215H100V214H99ZM129 215H130V214H129ZM129 215H127V216H129ZM131 215H132V214H131ZM213 215H214V214H213ZM235 215H236V214H235ZM251 215H252V214H251ZM29 216H30V214H29ZM68 216H69V215H68ZM148 216H149V215H148ZM150 216H151V215H150ZM254 216H255V215H254ZM26 217H27V216H26ZM49 217H50V216H49ZM81 217H82V216H81L80 214H79V215L76 214V215H74V217L71 219L70 222H68L69 219H68V221L66 220L68 223L65 224V226H63L62 228L59 226L60 229H61L60 231L67 230V228H69L71 225H73V224H75V223H78V222L80 221ZM141 217H142V216H141ZM143 217H144V216H143ZM235 217L237 218V216H235ZM242 217H243V216H242ZM260 217H261V216H260ZM51 218H52V215H51ZM51 218H50V219H51ZM67 218H69V217H67ZM70 218H71V217H70ZM145 218H146V216H145ZM168 218H169V217H168ZM233 218H234V216H233ZM233 218H232V219H233ZM240 218H241V217H240ZM256 218H259V217H256ZM15 219H16V220H15ZM24 219H25V218H24ZM39 219H40V218H39ZM48 219H49V218H48ZM50 219H49V221H50ZM241 219H242V218H241ZM247 219H248V221H249V216H248ZM247 219H245L244 221H246ZM250 219H251V218H250ZM17 220H18V221H17ZM63 220H64V219H63ZM226 220L228 221L227 218H226ZM233 220H234V219H233ZM236 220H237V219H236ZM22 221H23V220H22ZM25 221H26V220H25ZM39 221H40V220H39ZM47 221H48V220H47ZM66 221H65V222H66ZM164 221H165V220H164ZM229 221H230V220H229ZM239 221H240V220H239ZM8 222H9V221H8ZM30 222H31V221H30ZM37 222H38V220H37ZM52 222H53V221H52ZM63 222H64V221H63ZM252 222H253V220H252ZM23 223H24V222H23ZM26 223H27V222H26ZM176 223H177V222H176ZM220 223H221V222H220ZM220 223H219V224H220ZM228 223H229V222H228ZM228 223H227V224H228ZM233 223H234V222H233ZM239 223H240V222H239ZM241 223H242V221H241ZM29 224H30V223H29ZM41 224H42V223H41ZM61 224H62V223H61ZM90 224H91V223H90ZM96 224H97V223H96ZM219 224H218V225H219ZM37 225H38V224H37ZM77 225H78V224H77ZM92 225H93V224H92ZM125 225H126V224H125ZM176 225H177V224H176ZM214 225H215V224H214ZM218 225H217V226H218ZM222 225H223V224H222ZM232 225H233V224H232ZM246 225H250V224H246ZM246 225H244V226H246ZM253 225H254V224H253ZM39 226H40V225H39ZM96 226H97V225H96ZM223 226H224V225H223ZM225 226H226V225H225ZM236 226H237V225H236ZM16 227H17V226H16ZM43 227H44V226H43ZM59 227H58V228H59ZM86 227H87V226H86ZM89 227H90V226H89ZM92 227L95 228V226H92ZM148 227H149V226H148ZM240 227L242 228V226H240ZM240 227H239V228H240ZM250 227H251V226H250ZM253 227H254V226H253ZM38 228H39V227H38ZM50 228H51V227H50ZM222 228H223V227H222ZM225 228H226V227H225ZM225 228H224V230H226ZM239 228H238V229H239ZM35 229H36V228H35ZM52 229H54V228H52ZM56 229H57V228H56ZM92 229H93V228H92ZM141 229H142V228H141ZM217 229H218V228H217ZM244 229H245V227H244ZM244 229H242V230H244ZM47 230H49V229H47ZM57 230H58V229H57ZM70 230H71V229H70ZM86 230H87V228H86ZM174 230H175V229H174ZM220 230H221V229H220ZM35 231H36V230H35ZM54 231H55V229H54ZM58 231H59V230H58ZM244 231H247V230H244ZM248 231H249V230H248ZM52 232H53V231H52ZM56 232H57V231H56ZM214 232L217 233L216 231H214ZM222 232H223V231H222ZM240 232H241V231H240ZM48 233H49V232H48ZM208 233H209V232H208ZM215 233H214V235H215ZM219 233H220V231H219ZM245 233H246V232H245ZM260 233H261V232H260ZM50 234H51V232H50ZM55 234H56V233H55ZM119 234H120V233H119ZM147 234H148V233H147ZM224 234H225V232H224ZM57 235H58V234H57ZM79 235H80V234H79ZM220 235H222V233H221ZM225 235H228V234H225ZM243 235H244V233H243ZM36 236H37V235H36ZM169 236H170V235H169ZM210 236H211V234H210ZM255 236H256V235H255ZM29 237H30V236H29ZM38 237H39V236H38ZM48 237H49V236H48ZM54 237H55V236H54ZM253 237H254V236H253ZM259 237H260V236H259ZM58 238H59V237H58ZM81 238H82V237H81ZM157 238H158V237H157ZM207 238H208V237H207ZM217 238H218V236L215 238V240H216ZM243 238H244V237H243ZM124 239H125V238H124ZM189 239H190V238H189ZM241 239H242V238H241ZM244 239H245V238H244ZM121 240H122V239H121ZM139 240H140V239H139ZM192 240H193V239H192ZM200 240H201V239H200ZM209 240H210V239H209ZM212 240L214 241V239L211 238V241H212ZM218 240H219V239H218ZM237 240H238V239H237ZM252 240H253V239H252ZM72 241H73V240H72ZM141 241H142V240H141ZM69 242H70V241H69ZM120 242H121V241H120ZM128 242H129V241H128ZM217 242H218V241H217ZM242 242H243V240H242ZM242 242H241V243H242ZM18 243H19V242H18ZM147 243H148V242H147ZM212 243H214V242H212ZM212 243H210V245H211ZM235 243H236V242H235ZM244 243H246V242H244ZM247 243H248V242H247ZM254 243H255V242H254ZM12 244H13V243H12ZM121 244H122V243H121ZM140 244H141V243H140ZM195 244H196V243H195ZM78 245H79V244H78ZM241 245H242V244H241ZM255 245H256V244H255ZM85 246H86V245H85ZM117 246H118V245H117ZM207 246H208V245H207ZM260 246H261V245H260ZM31 247H32V246H31ZM199 247H200V246H199ZM251 247H253V246H251ZM254 247H255V246H254ZM44 248H45V247H44ZM86 248H87V247H86ZM111 248H112V247H111ZM203 248H204V247H203ZM235 248H236V247H235ZM249 248H250V246H249ZM258 248H259V247H258ZM201 249H202V247H201ZM205 249H206V248H205ZM250 249H251V248H250ZM45 250H46V249H45ZM112 250H113V249H112ZM199 250H200V249H199ZM94 251H95V250H94ZM201 251H202V250H201ZM207 251H208V250H207ZM249 251H250V250H249ZM204 252H205V251H204ZM209 252H210V250H209ZM247 252H248V251H247ZM250 252H251V251H250ZM257 252H258V251H257ZM257 252H256V253H257ZM262 252H263V251H262ZM42 253H43V252H42ZM86 253H87V252H86ZM200 253H202V252H199V254H200ZM239 253H240V252H239ZM260 253H261V252H260ZM207 254H208V253H207ZM230 254H231V253H230ZM242 254H243V252H242ZM233 255H235V254H233ZM240 255H241V254H240ZM259 255H261V254H259ZM86 256H87V254H86ZM237 256H238V255H237ZM252 256H253V255H252ZM202 257H203V256H202ZM260 257H261V256H260ZM204 258H205V256H204ZM130 259H131V258H130ZM150 259H151V258H150ZM200 259H201V258H200ZM24 260H25V259H24ZM134 260H135V259H134ZM203 260H205V259H203ZM236 260H237V259H236ZM71 261H72V260H71ZM157 261H158V260H157ZM252 261H254V260H252ZM144 262H145V261H144ZM243 262H244V261H243ZM24 263H25V262H24ZM122 263H123V262H122ZM152 263H153V262H152ZM194 263H198V262H194ZM220 263H221V262H220ZM223 263H224V262H222V264H223ZM70 264H71V263H70ZM246 264H247V263H246ZM254 264H255V263H254Z\"/></svg>",
    "mask_w": 264,
    "mask_h": 264
}]
</instances>
